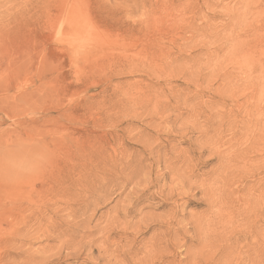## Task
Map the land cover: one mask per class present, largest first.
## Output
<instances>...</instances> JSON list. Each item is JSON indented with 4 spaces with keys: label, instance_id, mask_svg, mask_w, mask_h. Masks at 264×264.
Listing matches in <instances>:
<instances>
[{
    "label": "rangeland",
    "instance_id": "rangeland-1",
    "mask_svg": "<svg viewBox=\"0 0 264 264\" xmlns=\"http://www.w3.org/2000/svg\"><path fill=\"white\" fill-rule=\"evenodd\" d=\"M70 1L0 0V264H264V0Z\"/></svg>",
    "mask_w": 264,
    "mask_h": 264
},
{
    "label": "bare ground",
    "instance_id": "bare-ground-1",
    "mask_svg": "<svg viewBox=\"0 0 264 264\" xmlns=\"http://www.w3.org/2000/svg\"><path fill=\"white\" fill-rule=\"evenodd\" d=\"M57 1H60V3L62 4V2H63L64 0H62V1H61V0H57ZM66 1H67V0H65L63 4H65ZM68 1H69V2H67V3L65 4V6L62 4V5H63V12H61V14H60V12H59V11L61 10V9H59V8L61 7V4H57V5H59L58 7H57V5H56L57 9H59V11H58L59 13L57 12L58 15H55V18H56L55 21H56V25H57V29H58L59 34H60V35H63L64 37L66 36L67 38H69V42L71 43V41H70V40H71L70 37H71L72 34H73L72 32L76 29L77 26H79V24H78L79 22H78V23L76 22V23H77L76 25L74 24V16L81 15V14H80L81 12H80L79 14H77V15H74L73 11H75V10L78 9V8L73 9V4H74V3H73L72 1H70V0H68ZM76 1H77V0H76ZM76 1H75V2H76ZM80 1H81V0H79L78 2H80ZM83 1H85V0H83ZM78 2H77V5H79ZM80 3L82 4V2H80ZM88 3H89V2H88ZM98 3H101V0L98 1ZM102 3H103V1H102ZM86 4H87V2H86ZM86 4H85V9L88 10V8H86V7H87V5L89 6L90 4H87V5H86ZM75 5H76V4H75ZM77 5H76V6H77ZM82 5L84 6V2H83ZM82 5H81V6H82ZM93 5H94V3H93ZM135 5H136V4H135ZM144 5H145V4H144ZM144 5H142V7H143ZM76 6H75V7H76ZM79 6H80V5H79ZM81 6H80V7H81ZM145 6H146V5H145ZM146 7H147V6H146ZM80 9H82V7H81ZM85 9H84V10H85ZM143 9H144V7H143ZM144 10H145V9H144ZM61 11H62V10H61ZM78 11H81V10H78ZM78 11H77V12H78ZM82 11H83V10H82ZM91 11H94V6H93V8L91 9ZM85 12H86V15H87L86 17H85L84 15H81V16H83L84 18H81V16H79V17H80L81 19H84V20L87 22V24L89 25V28H93V29H94L93 32H92V30H91V32L88 34V30L86 31L87 33L84 32V30H85V29H89V28H86V27L84 28V30H83V35H85L86 38H87V36H89V40H90V42H89L88 40H86V41H88L87 43H90V44H91L92 39H95V40H97L98 42L100 41V43H101V41L104 40L106 37L103 38V37L101 36L102 34L99 36V33H98L99 30H97L98 28H97V26L95 25V20L92 19L91 17H88V16L91 15V12H88V11H85ZM124 12H125V10H124ZM145 12H147V10H146ZM83 13H84V12H82V14H83ZM55 14H56V13H55ZM75 14H76V12H75ZM120 14H121V13H120ZM145 15H146V13H145ZM145 18H147V17H145ZM77 19H79V18H77ZM77 19H76V20H77ZM81 19H80V20H81ZM148 19H149V17H148ZM76 20H75V21H76ZM145 20H146V19H145ZM82 21H83V20H82ZM82 21H81V22H82ZM85 21H84V23H85ZM137 21H138V20H137ZM139 21H140V20H139ZM140 22H141V21H140ZM140 22H139V23H140ZM146 22H148V21H146ZM84 23H83V24H84ZM141 23H142V22H141ZM144 23H145V22H144ZM83 24L81 23L82 27H84ZM56 25H55V27H56ZM88 25H85V26H88ZM79 27H81V26H79ZM79 27H78V28H79ZM82 29H83V28H82ZM82 29H81V30H82ZM78 30H80V29H78ZM55 31H56V28H55ZM76 31H77V30H76ZM76 31L74 32V35L76 34ZM80 32H81V31H80ZM101 32H102V29H101L100 33H101ZM77 33H78V32H77ZM84 33H85V34H84ZM59 34H58V35H59ZM107 34H108V33H107ZM131 34H133V33L130 32V35H131ZM74 35H73V36H74ZM81 35H82V33H81ZM103 35H104V34H103ZM105 36H106V35H105ZM108 36H109V35H108ZM66 37H65V38H66ZM75 37H76V35H75ZM79 38H80V33H79V35L76 37V39L79 40ZM82 38H85V37L82 36ZM107 38H108V37H107ZM76 39H75V40H76ZM95 40L92 42L93 44H94V42H96ZM72 41H73V39H72ZM105 41H106V40H105ZM65 42H66V41H65ZM84 42H85V39H84ZM98 42H96V43L98 44ZM103 42H104V41H103ZM85 43H86V42H85ZM102 44H103V43H102ZM89 47H90V46H89ZM91 47H92V46H91ZM91 47H90L89 49H92ZM89 49H87L88 51H87L86 54H89L88 52L91 51V50L89 51ZM91 53H92V51H91ZM91 53H90V54H91ZM86 54L84 53V55H86ZM133 54H134V53H133ZM82 55H83V54H82ZM82 55H81V56H82ZM94 55H95V54H94ZM81 56H80V57H81ZM89 56H90V55H89ZM133 56H135V55H133ZM82 57H83V56H82ZM136 58H137V56H136ZM140 58H141V57H140ZM144 58H146V57H144ZM142 60H143V59H142ZM143 61H144V60H143ZM150 65H151V64H150ZM153 65H154V64H153ZM153 67H154V66H153ZM258 123H259V122H258ZM255 125H256V124H255ZM255 125H254V126H255ZM263 125H264V124H263ZM261 126H262V125H261ZM262 128H263V127H262ZM256 129L258 130V127H257ZM263 129H264V128H263ZM254 132H256V131H254ZM254 132H253V133H254ZM259 132H262V129H261V131L259 130ZM257 133H258V132H257ZM263 133H264V131H263ZM261 134H262V133H261ZM253 136H254V135H253ZM257 136H258V135H257ZM262 136H263V135H262ZM250 137H251V136H250ZM259 137H260V135H259ZM260 138H261V137H260ZM258 139H259V138H258ZM258 139H257V140H256V139H255V140L253 139V140L258 142V141H260V139H259V140H258ZM262 139H264V137H263ZM262 139H261V141H263ZM245 140H246V139H245ZM250 140H252V139H250ZM250 140H249V141H250ZM238 141H239V140H238ZM257 142H256V144H257ZM259 143H260V142H259ZM259 143H258V144H259ZM245 144H246V143H245ZM252 144H253V143H252ZM256 144H255V145H256ZM248 145H249V144H248ZM249 147H250V145H249ZM245 148H246V147H245ZM248 149H249V148H248ZM253 149H254V146H253ZM256 150H258V149H256ZM247 152H248V151H247ZM255 152H256V151H255ZM239 153H241V152H239ZM239 153H238V154H239ZM241 154H242V153H241ZM238 157H239V156H238ZM241 157H242V156H241ZM233 161H234V160H233ZM66 189L69 191V189L67 188V186H63V189H60V190H63V192H64V190H66ZM51 190H52V189H49V190H47V192H48V191H51ZM67 190H66V192H67ZM17 192H18V191H17ZM44 192H45V190H44ZM53 193H54V192H53ZM53 193H52V191H51V194H53ZM67 193H68V192H67ZM14 194H15V192H14ZM51 194H50V195H51ZM47 195H48V194H46V196H47ZM61 195H62V194H61ZM61 198H64V197H61ZM38 199H39V198H38ZM46 199L48 200V198H46ZM49 199H50V198H49ZM62 200H63V199H62ZM57 202H58V201H57ZM62 202H63V201H62ZM31 203H32V202H31ZM48 203H52V202H51V201L49 202V200H48ZM215 204H216V203H215ZM30 205H31V204H30ZM39 205H40V204H39ZM223 205H224V204H222V206H223ZM40 206H41V205H40ZM216 208H217V209H216L215 211H217V212L214 211L215 214H214V216H212V217H214V218H216V217H220V219L224 218V219L226 220V218L224 217V215H225L224 212H226L227 210H226V211H225V209L223 210V209H222L223 207H221V204L217 205ZM225 208H226V207H225ZM40 212H41V211H40ZM44 212H45V211H44ZM46 212H47V211H46ZM46 212H45V213H46ZM47 213H48V212H47ZM226 213H227V212H226ZM228 213H229V212H228ZM41 214H42V212H41ZM43 214H44V213H43ZM43 214H42V215H43ZM48 214H49V213H48ZM29 215H30V214H29ZM35 215H36V214H35ZM35 215H34V216H35ZM37 215H38V214H37ZM45 215H46V214H45ZM45 215H44V217H46ZM227 215H228V214H227ZM231 215H232V214L230 213V216H231ZM24 216H25V215H24ZM30 216H31V215H30ZM30 216H29V217H30ZM32 216H33V215H32ZM38 216H40V214H39ZM38 216H36V217H38ZM228 216H229V215H228ZM29 217H27V218H29ZM36 217H35V218H36ZM44 217H43V218H44ZM25 218H26V216H25ZM48 218H49V217H48ZM230 218H231V217H229V218H227V219H230ZM23 219H24V218H22L21 221H23ZM33 219H34V218H33ZM51 219H52V218H49V220H51ZM210 220H211V218H210ZM25 221H26V219H25ZM29 221H30V220H29ZM29 221H28V222H29ZM38 222H39V221H38ZM49 222H50V221H49ZM210 222H211V221H209L208 223H210ZM212 222H213V221H212ZM29 223H30V222H29ZM41 223L44 224L45 222H43V221L41 222V221H40V223H37V224H41ZM9 224H11V223H9ZM24 224H25V223H24ZM24 224H23V225H24ZM43 224H42V225H43ZM47 224H48V223H47ZM49 224H52V223H49ZM27 225H29V224L27 223ZM31 225H33V224H31ZM42 225H39V226L42 228V227H43ZM44 225H45V224H44ZM24 226H26V225H24ZM36 226H37V225H36ZM45 226H46V225H45ZM86 226H87V225H86ZM27 227H28V226H27ZM32 227H33V226H32ZM37 227H38V226H37ZM40 227H38V228H40ZM15 228H16V227H15ZM30 228H31V226H30ZM33 228H35V231H36V227H33ZM45 228H46V227H45ZM51 228L53 229L52 226H51ZM20 229H21V228H20ZM47 229H48V228H47ZM16 230H17V228H16ZM16 230H14L15 234H16ZM39 230H40V229H39ZM39 230H38V231H39ZM21 231H22V230H21ZM41 231H42V229H41ZM14 232H13V234H14ZM48 232H49V231H48ZM17 233H18V231H17ZM20 233H21V232H20ZM35 233H36V232H35ZM37 233H38V232H37ZM39 233H40V232H39ZM43 233H44V231H43ZM10 234H11V233H10ZM15 234H14V235H15ZM41 234H42V233H41ZM41 234H40V235H41ZM35 235H36V234H35ZM44 235H45V234H44ZM11 236H12V235H11ZM17 236H18V235H15L16 238H17ZM32 236H33V235H32ZM32 239H33V237H32ZM11 240H12V239H11ZM27 240H28V239H27ZM29 240H31V238H29ZM64 240H65V239H64ZM101 241H102V240H101ZM21 242H25V241H21ZM28 242H29V241H28ZM25 243H26V242H25ZM23 245H24V244H23ZM74 250H75V249H74ZM78 250H79V249H78ZM99 250H100V249H99ZM23 252H27V251H23ZM9 253H10V251H9ZM9 253H7L8 256H9ZM28 253H29V252H28ZM146 253H147V252H146ZM10 254H11V253H10ZM33 254H34V253H33ZM24 255H25V253H24ZM144 255H145V254H144ZM149 256H150V255H149ZM100 257H101V256H100ZM109 257H110V256H109ZM147 257H148V255H147ZM159 257H160V256H159ZM143 258H144V257H143ZM194 259H195V257H194ZM57 260H58V259H57ZM55 261H56V260H55ZM120 264H121V263H120Z\"/></svg>",
    "mask_w": 264,
    "mask_h": 264
}]
</instances>
